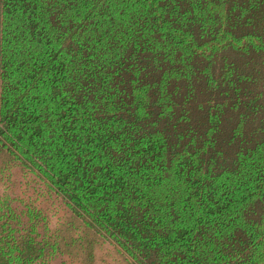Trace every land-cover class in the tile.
Returning a JSON list of instances; mask_svg holds the SVG:
<instances>
[{
	"label": "trees",
	"instance_id": "obj_1",
	"mask_svg": "<svg viewBox=\"0 0 264 264\" xmlns=\"http://www.w3.org/2000/svg\"><path fill=\"white\" fill-rule=\"evenodd\" d=\"M0 264H264V0H0Z\"/></svg>",
	"mask_w": 264,
	"mask_h": 264
}]
</instances>
